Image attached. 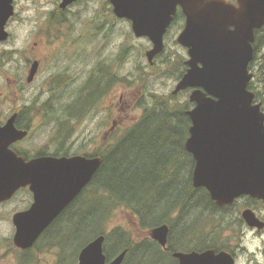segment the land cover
I'll list each match as a JSON object with an SVG mask.
<instances>
[{
	"label": "flooded vegetation",
	"instance_id": "1",
	"mask_svg": "<svg viewBox=\"0 0 264 264\" xmlns=\"http://www.w3.org/2000/svg\"><path fill=\"white\" fill-rule=\"evenodd\" d=\"M227 1L237 4V0ZM63 3L64 0H0V9H12L3 29V15L0 14V38H3L0 40V128L12 121L18 131L27 132L26 136L8 146L16 157L26 163L42 157L71 159L77 156L101 157L104 162V155L110 152L112 138L125 132L120 131L125 122L127 100L130 99L138 109V63L133 80H129L123 71L122 63L128 48L119 44L116 49V42L109 39L104 47L111 51L104 52L91 70L82 72L77 63L78 41L51 32L52 27L57 29L58 25L70 22L73 11H95L92 16L84 18V22L94 27V31H105V38H112L110 32L114 33V38L115 30H119L121 23L130 24L133 31L132 20L119 17L111 0H73L65 7ZM181 14L185 27L186 15L180 6L171 25ZM30 24L38 29L30 31ZM31 36L34 37L32 44L31 40L27 46L16 42L18 38ZM67 45L71 46L70 51L66 50ZM97 53L89 51L88 55L93 58ZM87 61L85 59L84 63ZM53 65L56 69H52ZM185 67L187 70L186 63ZM126 88L134 90V95ZM185 91L191 94L193 89L181 92ZM192 104L194 107L195 103ZM100 114L104 115L102 130L98 134L93 131L85 133L84 129L88 126L89 130L92 129L94 120ZM45 125H51L54 130L49 143L42 146L32 144L35 132ZM84 137L86 140H83ZM93 179L27 249L14 243L16 226L13 219L15 214L28 211L34 204L35 195L30 185L19 187L9 199L0 202V213L9 219L13 228L14 249L24 255L20 260L23 264H33L39 252L60 245L56 240L63 236L66 229L77 230L80 205L94 200ZM191 180L193 184V171ZM199 206L200 220L191 217L189 206L185 212L184 220H187L184 222L182 243L172 238V226L167 247L163 248L157 242L172 264H180L177 252L187 255L207 253L206 264H264V199L245 194L231 203L220 205L210 195V206ZM247 215L252 217L253 223ZM62 247L60 245L55 249L66 264H79L81 251L73 261L64 256Z\"/></svg>",
	"mask_w": 264,
	"mask_h": 264
},
{
	"label": "water",
	"instance_id": "2",
	"mask_svg": "<svg viewBox=\"0 0 264 264\" xmlns=\"http://www.w3.org/2000/svg\"><path fill=\"white\" fill-rule=\"evenodd\" d=\"M73 0H64L63 7ZM119 17L133 22L137 37H148L151 64L165 48V34L178 7L186 15L177 41L188 50V68L173 94L192 88L186 111L191 119L185 150L193 155V186L204 187L220 205L241 195L264 199V112L249 89L254 74L256 30L264 27V0H111ZM12 9H0L2 29ZM3 32V30L1 31ZM3 38H0V40ZM10 121L0 128V202L21 186L30 185L35 201L14 215L16 246L27 249L58 214L91 181L101 157L71 159L42 157L26 163L8 146L23 138ZM251 222L252 217L246 216ZM253 223V222H251ZM170 226H156L150 236L167 247ZM105 234L96 236L80 252L79 264H123L128 251L111 261L105 253ZM204 254L177 252L180 264H206Z\"/></svg>",
	"mask_w": 264,
	"mask_h": 264
},
{
	"label": "trees",
	"instance_id": "3",
	"mask_svg": "<svg viewBox=\"0 0 264 264\" xmlns=\"http://www.w3.org/2000/svg\"><path fill=\"white\" fill-rule=\"evenodd\" d=\"M181 18L182 14L178 16ZM254 48L255 58L250 64L254 79L249 89L264 110V27L256 30ZM180 73L179 78L184 71ZM173 100V94L156 95L154 104L144 107L139 121L124 134L112 138L110 152L104 155V162L93 179L94 200L80 205L77 229L80 234L85 230L92 234L83 246L100 234H106V241L111 242L112 232L107 233L105 222L119 209L132 214L137 228L139 225L151 230L164 223L174 228L176 220L181 223L188 206L191 215H199V205L210 206L209 192L192 184L195 161L184 148L191 124L186 111L193 104L186 100L176 106ZM188 166L191 171L187 170ZM175 211H180L176 219ZM115 232V240L105 245L108 259L128 250L126 264L136 254L151 250L157 255V264H169L167 254L154 240L152 245L142 246L149 242L138 243L123 226Z\"/></svg>",
	"mask_w": 264,
	"mask_h": 264
},
{
	"label": "rangeland",
	"instance_id": "4",
	"mask_svg": "<svg viewBox=\"0 0 264 264\" xmlns=\"http://www.w3.org/2000/svg\"><path fill=\"white\" fill-rule=\"evenodd\" d=\"M94 13L95 11L93 10L73 11L70 13V22H66L63 25H58V30L55 27H52L51 32L53 34L58 33L60 36L63 35V38H69V40L78 41V46L76 47L77 51L79 52L77 63L79 71L82 69V72L91 70L92 66L96 64L104 52L111 51L110 48L107 47V49H105L104 47L109 39H113L116 42V49L119 48V44H122L124 47L128 48L127 55L125 54V59L122 63L123 71L129 80H133L137 72L136 66L138 63V109L132 105L130 99L127 100L124 106L125 122L120 131L123 132L126 131L127 128L131 127L137 120L139 121L144 113V109L154 104L156 95L161 96L173 94V91L180 79V72H185V61L189 58L185 47L178 44L177 42V38L180 32L183 30L184 21L183 19H178V21H176L175 24L171 26L165 35L166 44L163 54L161 56H157L154 60V63L151 64L147 58L146 52L153 47V44L148 37H138L137 39L132 31L131 25L128 23H121L119 30H115L116 36L114 38V33L111 32L109 35L112 38H105V31H94V27H89L84 22V18L92 16ZM28 28L30 31L38 29V27L34 24L28 25ZM33 38L34 37L32 36L31 38H18L16 39V42L18 44L27 46L30 40L32 44L34 41ZM70 48V45L66 46L67 51H70ZM89 51H97L98 53L93 58H91L88 55ZM85 59H88L87 63H84ZM74 66L77 65L74 63ZM55 67L56 65H53L52 69H56ZM126 90L133 95L135 93L134 90H129V88H126ZM173 96L174 100L172 104L179 106L186 100H189L190 91L180 92L179 94ZM103 119L104 115L100 114L94 120V124L91 126L92 129L89 130L90 126L84 129L85 133H88V131H93L94 134H98V132L102 130L101 128ZM53 133L54 130L52 129L51 125H45L44 127L41 126L33 135L31 143L38 145L40 144L41 146L45 143L48 144L49 140L53 137ZM83 140H86V137H84ZM187 168L188 171H191L190 166ZM174 213V218H178L180 211L178 213L175 211ZM191 217H198L199 220L202 218L198 214H193ZM186 220L187 219L184 220L183 218L180 220L181 223L179 220H176L178 223H175V227L173 228L172 238L177 239V242L179 239V243L183 242L182 234L185 226L184 222ZM105 223V229L107 233L112 232L111 242H108L107 240L105 245L111 244L115 240L117 236L115 229L121 228L122 226L129 231L130 237L134 238V240H136L138 243L142 244L146 241L149 242L143 243L142 246H144V244L152 245L151 243L153 241L151 242L152 238L149 234L150 229L142 228L139 225L137 228L132 214L123 209L117 210L114 217ZM91 236L92 234L90 230H85L84 233L80 234L78 229L75 230L73 228H69L66 229L63 232V236L57 238L56 241L60 242V245H63L62 252L64 250V256L76 261L83 244ZM60 245H53V248H47L39 252V255H36L34 258L35 261L33 264H66V260L61 257L60 254L58 255L57 249H55L60 247ZM152 253L153 252H151V250H147L140 254H136L130 260H128L126 264H157L155 262L157 255ZM151 254L152 259H149ZM23 256L24 255L22 252L16 251L14 249L13 228L9 222V219L0 213V264H23L22 261H20L23 260ZM115 256L116 255L113 254L112 258ZM169 261V264H172V261Z\"/></svg>",
	"mask_w": 264,
	"mask_h": 264
},
{
	"label": "bare ground",
	"instance_id": "5",
	"mask_svg": "<svg viewBox=\"0 0 264 264\" xmlns=\"http://www.w3.org/2000/svg\"><path fill=\"white\" fill-rule=\"evenodd\" d=\"M185 234V233H184Z\"/></svg>",
	"mask_w": 264,
	"mask_h": 264
}]
</instances>
